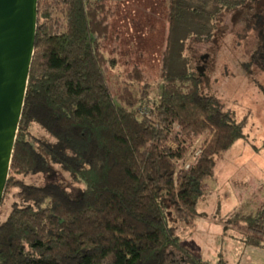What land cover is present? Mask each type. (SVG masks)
<instances>
[{
    "label": "trees",
    "instance_id": "16d2710c",
    "mask_svg": "<svg viewBox=\"0 0 264 264\" xmlns=\"http://www.w3.org/2000/svg\"><path fill=\"white\" fill-rule=\"evenodd\" d=\"M105 2L38 0L3 196L16 188L0 221V264H211L184 246L177 231L195 220L216 158L243 137L242 124L218 97L200 92L192 68L171 74L166 63L153 92L133 67L115 100L105 80L114 60L100 48L113 13ZM246 2L167 0L168 20L173 24L180 12L201 17L207 30L193 38L206 42L217 16ZM257 29L251 63L264 73V26ZM32 123L52 140L33 136ZM55 166L76 186L59 182ZM32 175L43 182L21 178ZM234 215L245 241L264 246V203Z\"/></svg>",
    "mask_w": 264,
    "mask_h": 264
},
{
    "label": "rangeland",
    "instance_id": "374dc122",
    "mask_svg": "<svg viewBox=\"0 0 264 264\" xmlns=\"http://www.w3.org/2000/svg\"><path fill=\"white\" fill-rule=\"evenodd\" d=\"M105 3L113 13L108 19V36L101 39L100 48L114 60L105 80L115 100L133 67L142 69L153 92L162 80L166 63L171 74L192 68L200 78V92L218 97L242 124L243 137L216 158L214 176L198 200L195 220L179 225L180 241L211 264H264V246L247 243L245 232L232 225L234 214L255 212L264 203V73L251 63V54L259 43L257 27L264 26V0H247L240 8L222 11L206 42L193 38L207 30L198 24L201 17L180 12L173 24L169 22L167 0ZM29 130L37 138L52 140L35 123ZM201 140H196L194 154ZM55 168L59 182L76 186L65 172ZM21 178L38 185L44 177ZM15 191L11 188L2 200L0 221L10 211Z\"/></svg>",
    "mask_w": 264,
    "mask_h": 264
},
{
    "label": "water",
    "instance_id": "95a60500",
    "mask_svg": "<svg viewBox=\"0 0 264 264\" xmlns=\"http://www.w3.org/2000/svg\"><path fill=\"white\" fill-rule=\"evenodd\" d=\"M37 13L38 0H0V206L34 55Z\"/></svg>",
    "mask_w": 264,
    "mask_h": 264
},
{
    "label": "built area",
    "instance_id": "2783aa9c",
    "mask_svg": "<svg viewBox=\"0 0 264 264\" xmlns=\"http://www.w3.org/2000/svg\"><path fill=\"white\" fill-rule=\"evenodd\" d=\"M141 112H142V111H141ZM143 112H144V111H143ZM143 112H142V113H143Z\"/></svg>",
    "mask_w": 264,
    "mask_h": 264
}]
</instances>
